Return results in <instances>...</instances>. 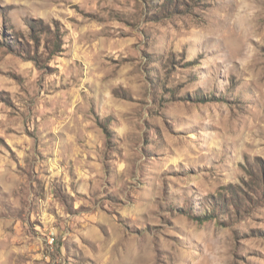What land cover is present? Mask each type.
I'll return each instance as SVG.
<instances>
[{
	"label": "rangeland",
	"instance_id": "374dc122",
	"mask_svg": "<svg viewBox=\"0 0 264 264\" xmlns=\"http://www.w3.org/2000/svg\"><path fill=\"white\" fill-rule=\"evenodd\" d=\"M0 264H264V0H0Z\"/></svg>",
	"mask_w": 264,
	"mask_h": 264
},
{
	"label": "trees",
	"instance_id": "16d2710c",
	"mask_svg": "<svg viewBox=\"0 0 264 264\" xmlns=\"http://www.w3.org/2000/svg\"><path fill=\"white\" fill-rule=\"evenodd\" d=\"M35 36V35H34Z\"/></svg>",
	"mask_w": 264,
	"mask_h": 264
}]
</instances>
